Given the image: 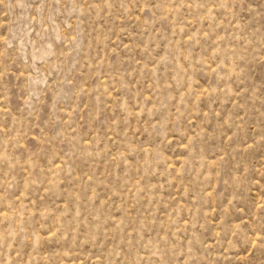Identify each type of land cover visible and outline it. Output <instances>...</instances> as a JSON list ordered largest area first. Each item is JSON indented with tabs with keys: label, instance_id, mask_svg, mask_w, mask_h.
<instances>
[{
	"label": "rangeland",
	"instance_id": "1",
	"mask_svg": "<svg viewBox=\"0 0 264 264\" xmlns=\"http://www.w3.org/2000/svg\"><path fill=\"white\" fill-rule=\"evenodd\" d=\"M0 264H264V0H0Z\"/></svg>",
	"mask_w": 264,
	"mask_h": 264
}]
</instances>
